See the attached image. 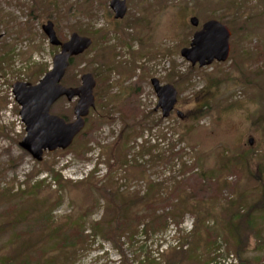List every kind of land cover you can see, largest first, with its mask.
I'll return each instance as SVG.
<instances>
[{
	"label": "rangeland",
	"instance_id": "374dc122",
	"mask_svg": "<svg viewBox=\"0 0 264 264\" xmlns=\"http://www.w3.org/2000/svg\"><path fill=\"white\" fill-rule=\"evenodd\" d=\"M124 3L115 19L110 0H0V264H119L115 221L152 216L148 204L169 211L166 232L146 237L131 224L129 259L160 263L194 229L181 264H264V0ZM209 20L229 29V56L192 66L180 50ZM46 21L62 42L91 38L61 82L91 73L95 99L70 146L36 161L18 145L11 85L51 68L59 47ZM152 78L177 91L167 117ZM75 102L61 98L50 113L70 122Z\"/></svg>",
	"mask_w": 264,
	"mask_h": 264
},
{
	"label": "water",
	"instance_id": "95a60500",
	"mask_svg": "<svg viewBox=\"0 0 264 264\" xmlns=\"http://www.w3.org/2000/svg\"><path fill=\"white\" fill-rule=\"evenodd\" d=\"M109 5L115 19L124 16V0H110ZM189 23L196 27L198 19L191 17ZM41 28L50 45L59 47V52L52 58L51 68L35 84L17 81L11 85V94L19 106L18 114L25 130L18 145L36 161L42 159L44 151L64 150L70 146L83 129L85 117L93 108L95 99V80L91 73L83 74L80 85L76 87H66L61 82L71 58L85 52L92 43L91 38L74 32L62 42L56 36L52 22L46 21ZM229 36V29L219 21H206L200 30L193 33L189 46L180 50V55L192 66L203 67L213 61L224 62L230 51ZM150 82L157 96L155 108L161 109L162 117H167L177 102V91L171 84H160L157 78H152ZM61 98L76 100L74 120L70 122L50 113L52 105Z\"/></svg>",
	"mask_w": 264,
	"mask_h": 264
},
{
	"label": "trees",
	"instance_id": "16d2710c",
	"mask_svg": "<svg viewBox=\"0 0 264 264\" xmlns=\"http://www.w3.org/2000/svg\"><path fill=\"white\" fill-rule=\"evenodd\" d=\"M72 59L70 60L71 63ZM93 173V172H92ZM193 192V191H192ZM177 193V191H175ZM175 193L173 195H175ZM264 195V194H263ZM171 206L169 209L173 210L177 207V203L169 205ZM147 209H152L153 215L150 216L147 213L136 215L135 220L133 222L125 221L123 219L116 220V228L114 229L113 233H116L119 230V234L116 235L115 242L113 243L114 246L118 249L120 254V262L119 264H181L182 259L185 257H190L193 253L192 250L188 247L189 242L192 240L193 234L195 232L194 229L192 231L180 234L181 238L180 241H178L174 246H168L164 250L160 252V256L162 257V260L160 263L155 262L153 258L150 256H145L142 259H137L136 257L133 259H129L123 250L124 242L122 241L121 237L124 236L125 230H127L131 224L134 223V225H141V230L139 234L143 231V233L146 235V237H150L154 234H161L163 236V233L166 232V228L168 226V216L169 211L165 210L164 208H161L160 213H155L156 210H158L157 207H155L152 204L146 205ZM150 216V218H148ZM175 224V223H174ZM176 225H179L178 222H176ZM176 230L181 232L182 230L177 227ZM122 232V234L120 233ZM178 232V233H179ZM206 234L209 236V232L206 231ZM130 239H133L135 236V233L129 234ZM183 236V237H182ZM210 237V236H209ZM215 237L209 241V245L215 244ZM213 260V259H211ZM205 264H211L209 260L205 262Z\"/></svg>",
	"mask_w": 264,
	"mask_h": 264
},
{
	"label": "flooded vegetation",
	"instance_id": "af4514ba",
	"mask_svg": "<svg viewBox=\"0 0 264 264\" xmlns=\"http://www.w3.org/2000/svg\"><path fill=\"white\" fill-rule=\"evenodd\" d=\"M160 84H161V83H160ZM175 107H176V104L174 105V108H175ZM174 108H173V109H174Z\"/></svg>",
	"mask_w": 264,
	"mask_h": 264
}]
</instances>
